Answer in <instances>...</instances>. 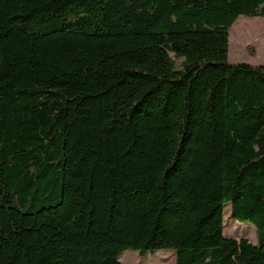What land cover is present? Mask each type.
I'll return each instance as SVG.
<instances>
[{
    "label": "trees",
    "instance_id": "16d2710c",
    "mask_svg": "<svg viewBox=\"0 0 264 264\" xmlns=\"http://www.w3.org/2000/svg\"><path fill=\"white\" fill-rule=\"evenodd\" d=\"M240 16L264 36V0H0V264H264V66L228 61ZM226 203L255 241L223 235Z\"/></svg>",
    "mask_w": 264,
    "mask_h": 264
},
{
    "label": "rangeland",
    "instance_id": "374dc122",
    "mask_svg": "<svg viewBox=\"0 0 264 264\" xmlns=\"http://www.w3.org/2000/svg\"><path fill=\"white\" fill-rule=\"evenodd\" d=\"M252 28L254 36L248 37L242 29ZM263 20L260 17L248 18L240 16L229 31L228 61L264 66ZM175 66L181 64L180 59L173 58ZM223 235L230 238L247 237L256 239L255 227L248 223L236 221L230 217V203L223 207ZM121 264H175L173 250H161L153 254L140 255L137 251L127 250L120 257Z\"/></svg>",
    "mask_w": 264,
    "mask_h": 264
},
{
    "label": "water",
    "instance_id": "95a60500",
    "mask_svg": "<svg viewBox=\"0 0 264 264\" xmlns=\"http://www.w3.org/2000/svg\"><path fill=\"white\" fill-rule=\"evenodd\" d=\"M170 57H171V58H173V57H174V55H173V54H171V55H170Z\"/></svg>",
    "mask_w": 264,
    "mask_h": 264
}]
</instances>
